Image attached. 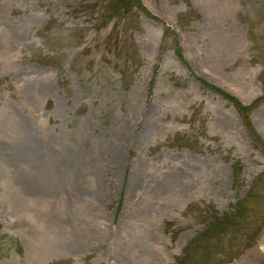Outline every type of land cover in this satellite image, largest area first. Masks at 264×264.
I'll use <instances>...</instances> for the list:
<instances>
[{
  "label": "rangeland",
  "instance_id": "374dc122",
  "mask_svg": "<svg viewBox=\"0 0 264 264\" xmlns=\"http://www.w3.org/2000/svg\"><path fill=\"white\" fill-rule=\"evenodd\" d=\"M125 2L0 0V264H264V0Z\"/></svg>",
  "mask_w": 264,
  "mask_h": 264
},
{
  "label": "trees",
  "instance_id": "16d2710c",
  "mask_svg": "<svg viewBox=\"0 0 264 264\" xmlns=\"http://www.w3.org/2000/svg\"><path fill=\"white\" fill-rule=\"evenodd\" d=\"M123 2L124 3V7L126 8V9H128V6L127 5H125V0H112V7L116 10V9H119L120 8V5L121 4H119V2ZM211 89H214V90H218V89H215L214 88V86L213 85H208ZM218 91H220V90H218ZM223 93V92H222ZM225 96H226V94H224ZM228 99L230 98L231 100H233V101H235V97L234 96H230V97H228V96H226Z\"/></svg>",
  "mask_w": 264,
  "mask_h": 264
},
{
  "label": "bare ground",
  "instance_id": "6f19581e",
  "mask_svg": "<svg viewBox=\"0 0 264 264\" xmlns=\"http://www.w3.org/2000/svg\"><path fill=\"white\" fill-rule=\"evenodd\" d=\"M32 147V146H31ZM33 148V147H32ZM32 148H31V150H32Z\"/></svg>",
  "mask_w": 264,
  "mask_h": 264
}]
</instances>
